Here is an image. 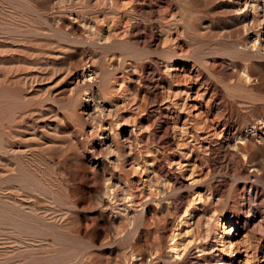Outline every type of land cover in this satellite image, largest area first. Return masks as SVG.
I'll list each match as a JSON object with an SVG mask.
<instances>
[{"label": "rangeland", "instance_id": "374dc122", "mask_svg": "<svg viewBox=\"0 0 264 264\" xmlns=\"http://www.w3.org/2000/svg\"><path fill=\"white\" fill-rule=\"evenodd\" d=\"M0 264H264V0H0Z\"/></svg>", "mask_w": 264, "mask_h": 264}, {"label": "bare ground", "instance_id": "6f19581e", "mask_svg": "<svg viewBox=\"0 0 264 264\" xmlns=\"http://www.w3.org/2000/svg\"><path fill=\"white\" fill-rule=\"evenodd\" d=\"M174 246H175V245H174ZM174 246H173V247H174ZM175 247H176V246H175ZM174 249H175V248H174ZM175 254L178 255L176 251H175Z\"/></svg>", "mask_w": 264, "mask_h": 264}]
</instances>
